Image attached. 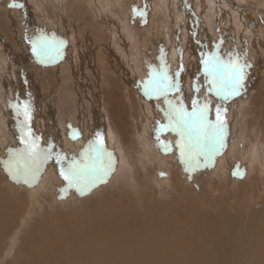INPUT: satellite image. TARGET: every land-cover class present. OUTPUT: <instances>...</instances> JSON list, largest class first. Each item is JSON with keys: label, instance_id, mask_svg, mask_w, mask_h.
<instances>
[{"label": "rangeland", "instance_id": "rangeland-1", "mask_svg": "<svg viewBox=\"0 0 264 264\" xmlns=\"http://www.w3.org/2000/svg\"><path fill=\"white\" fill-rule=\"evenodd\" d=\"M39 1L4 0L3 2L6 4L7 9L13 8L18 10L19 13L21 12L20 15L23 14V17L21 16V28L17 30V33L19 32L18 36H21V44H24L19 49L24 52L29 61L26 67L23 65L26 68L23 73L26 74L28 80L30 79L27 91L31 90L32 80L30 77H32V74H38L37 78L41 80L44 71L53 72L54 67H60L59 70L61 69L62 72L58 71L57 68L56 72H53V76L56 75L57 77L56 83L59 84V88L56 96L57 102L51 107H53L52 110L54 109V119H52L55 120V129L56 132L58 131L55 136L67 156H64L67 162L62 164L63 168H67L74 161L80 164L88 163L93 156L89 150L90 143H96L99 146L101 140L103 148L112 155L113 166L104 182L98 183L84 194L77 192L75 187L67 189L68 186H66L64 178L60 175L62 168H58L57 174L59 177L56 178L61 180H59V187L55 188L53 186V189L52 184L45 183L44 187H38L36 196V192L29 194L32 183L17 182L5 170L4 162L9 158V151L25 147L21 143L20 137L22 134L21 127L25 124L26 118L23 114L18 113H22L27 103L30 104V102L24 100L28 99L26 97L29 94L25 95L26 93L19 92L13 95L11 90L12 77L6 62L11 66L10 71L14 72L10 57L11 54H14V56L18 54L15 52L20 44L14 47L16 49L8 45L12 40L10 34L14 32L10 29L9 25L13 24V20L10 21L12 17H9L10 14H8V19L6 18L4 21V27L0 28V45L3 44L0 47V53L2 54L0 55V121H3L0 124V145L4 147V152L7 155V157L4 155L0 158V160L2 159L0 174L3 175L4 179L13 182L12 195L15 199L13 203H19L17 209L14 210V212H17L13 214L15 219L10 218L12 227L5 233L6 238L13 240L11 245L12 255L16 251H20L21 248L23 250L26 248V253L23 254L25 256L24 261L27 262H23V264H46L48 262L51 264L49 251L47 252V259L45 257L40 259L37 254L35 256V252L38 251L40 246L42 247L43 237L47 236L48 243L51 244V239H53V244L57 243V247L61 246L68 258L75 260L78 257V252H85L83 247L90 237L101 238L106 235H115L116 238L123 239L122 234L124 231L130 230L145 235L149 233L148 229H153V231L164 228L173 229L172 227L187 224V221L193 218L202 225L203 221L210 217L219 224L218 230H221L222 225L240 228L249 217L255 215L257 217L253 223V230H258L261 234V230L264 231V155L260 156L257 151H254L257 158L248 161L247 153L252 152L253 154V150H259V146L263 148L261 150L264 154V39L260 43L257 37L253 36V39L248 43L245 35H250L245 21H242L244 24L241 25L240 20L233 18L230 7L222 0L214 1L216 2V10L219 9L220 13L219 10H215L214 14H210L209 17L203 16V11L196 12L194 6L186 1V5L189 6L188 9L193 13L188 14L189 18H192V22L188 23V25L191 24L188 30L182 29L185 32L187 31L185 36L182 33L183 35H178V37L175 31L178 25L176 23L180 22L179 19H181V15H177L178 11L169 6L167 9H171L164 13L163 18H161L164 21L163 24H161L162 20H159L161 24H159V30L161 32L158 33V29L147 31L143 26L145 24L144 15L141 16L139 13L133 15L132 9L135 6L138 10H143L142 12L149 15L147 19L152 20L150 4L141 8L137 0H133L134 2L130 0L127 5H124L122 13L118 10V7L113 6L110 2L106 6L104 5L102 9L103 15L108 13V16L120 17L123 20L120 24L126 22L128 27L127 30L123 29L120 35L117 34V37L122 36L119 38V42L113 36L114 43L110 46L109 52H105V47L98 42L101 33L99 22L102 16L93 14L90 17L89 10L93 9L90 8L88 0H61V8L59 7L60 2L56 3L55 0H41L40 3ZM255 6L256 8L248 10V13L250 12L248 17L254 18V21L264 29V12L259 9L258 5ZM222 8L226 11H223ZM1 12H3L2 7H0ZM226 14H228V17ZM159 15H161V12ZM72 17L76 21H73ZM227 20L231 21L228 22ZM69 28L75 29L73 30L75 32L73 36L68 37ZM262 31L264 33V30ZM41 36H45L49 40L55 39L65 42L60 49L59 56L52 53L54 59L37 58L33 52V41L38 40ZM262 37H264V34ZM128 45L132 48H128L129 52L123 53L121 49L123 46L128 47ZM11 49L13 50V52H10L11 54L3 52V50L9 51ZM118 51L122 52V55H118ZM211 54H216L225 61L229 57L238 56L242 63L250 66L246 68L244 87L239 95L223 100L221 97H217L215 92L209 91L211 85L205 76L202 60L207 59ZM256 55L257 57H254ZM111 58L118 64L117 68L119 69L113 74L110 72L112 70L110 67ZM108 62L110 66H106ZM162 72H166L171 81L178 83V89L170 90L165 95L157 96L155 93L151 96L145 95V81L159 76ZM59 74L61 75L59 76ZM49 75L51 74L49 73ZM113 75L119 81H115L112 78ZM49 77L46 76L45 78L50 79ZM51 81L50 79V85ZM122 84L124 90L128 92L121 89ZM133 85L134 87H132ZM152 87L155 88V85L153 84ZM65 88L70 91L69 95L65 94ZM25 89H27V86H24L23 92H26ZM40 89L42 91V88ZM261 92L263 93L261 94ZM130 96L141 99L143 102L131 106ZM64 97H66L65 101H59ZM166 99L177 104L182 101L189 112L192 110L194 99L201 104L207 103L209 105V119L212 121L216 120L217 107L221 108V120L225 124V139L223 146L212 157L208 166H204L207 161L203 156H200L198 159L201 166L194 171L186 170L176 143L180 137L175 132L161 130L159 140L157 139V129L168 123L165 112L168 110L169 105L166 103ZM141 100H139V103ZM242 100L243 102L246 101L242 103ZM18 105L19 107H17ZM27 109L29 118L26 123L29 131H27L25 139L31 136L39 141L43 136H40L41 132L34 131L35 112L31 107L27 106ZM43 110L48 109L43 108ZM238 115L241 116L237 117ZM137 117L140 124L135 122ZM102 121H105L107 128L94 127V122L101 124ZM137 125H140V127ZM50 133L52 134V132ZM43 134L46 136V133L41 135ZM97 134H99V138ZM43 140L45 141V139L41 141ZM152 142L154 143L152 144ZM117 143L118 145H116ZM259 156L261 159H259ZM51 159L44 163V167L47 164L53 165L56 163L53 157ZM120 161L122 164L119 166L118 162ZM117 166L120 168L119 172L115 170ZM43 170L42 168L39 174ZM49 170L52 171V168ZM2 171H4V174L1 173ZM171 173L174 176H171ZM128 175L134 180L128 181ZM251 177L254 178H252V182H249L252 184L246 186V182ZM62 189L66 190L62 191ZM115 195L117 196L115 197ZM250 195L252 196L250 197ZM32 196L33 198H31ZM31 202L34 204H31ZM29 209L32 211L30 210V212ZM36 209L41 210V215L51 217L48 220L44 219ZM16 215L17 217H15ZM23 219L24 224L21 222ZM47 223L49 225H45ZM44 229L45 231H43ZM54 230L55 232H53ZM77 230L78 232H76ZM175 231L170 232L173 234ZM128 234L134 235L132 233ZM150 236L152 237L151 234ZM155 237L158 239L159 249L166 251L172 261H183L186 257V242H183L182 238L175 237L173 239L177 242L172 243L171 235L168 237L165 234L155 232ZM261 240L263 243H261ZM260 244H256L257 248L254 247V252L259 253L258 249L260 247L264 248V234L260 235ZM0 245L2 244L0 243ZM16 245L20 249L16 250L17 247L14 248ZM29 248L31 249L29 250ZM262 248H260L261 252H263ZM170 251H172L171 255ZM29 255H33L32 257L35 258L28 260ZM261 264L264 263L261 262Z\"/></svg>", "mask_w": 264, "mask_h": 264}, {"label": "bare ground", "instance_id": "bare-ground-1", "mask_svg": "<svg viewBox=\"0 0 264 264\" xmlns=\"http://www.w3.org/2000/svg\"><path fill=\"white\" fill-rule=\"evenodd\" d=\"M39 1V0H38ZM41 1V0H40ZM39 1V3H40ZM56 3L60 2V8H61V0H55ZM130 0H88V4L90 6L91 9L93 10H89V15L90 17L94 15L96 16H102L100 18V40H98V42H100L102 44V46H104V51L105 52H109L110 50V46L114 43L113 42V36L114 38H116L117 42H119V38L122 36L117 37V34H121L122 30L128 28L126 25L127 23H123L120 24V22L122 23L123 20L120 17H112V16H108V13L106 14H102V9L104 8V5L106 6L108 4V2H110L111 4H113V6L118 7V10L121 11L124 8V5H127V2ZM133 1V0H131ZM136 1V0H135ZM138 1V5H140L141 8H144L146 5L150 4V10L152 11V20L147 19V17L149 16L146 12L144 15V20H145V24L144 29L147 31H152V30H156L158 29V33H160L161 31L159 30V20L161 21L163 18V14L166 13L168 10H170L171 8L167 9L169 6L172 7L173 10L178 11L177 15H181V19L180 22L176 23L178 24L175 28L177 37L178 35H183L185 36L186 32L183 31L182 29H186L188 30L191 26L188 25V23L192 22V18H189L188 14L192 13L190 12V10L188 9L189 6L186 5V1H189L191 3L192 6H194V9L196 10V12H201L203 11V16H208L210 14H214L215 10H216V2H214L215 0H137ZM224 1L228 7H230V11H231V15L233 18L240 20V24H244L242 23V21H245V25L246 28L249 30L248 34L250 36L245 35L246 37V41L248 43H250V41L253 39V36L257 37L258 42H262V39H264V37H262V35L264 34L262 30L263 27L259 24H257L256 21H254V18L252 17H248V10L250 9H254L256 8L255 5L259 6V9L262 10L264 12V0H222ZM4 0H0V7H2L3 12L0 13L1 19H0V28L4 27V21L7 18V15H9V17L11 16L12 18H10V21L13 22V24H8L10 26V29L12 31H14L12 34H10V37L12 38L11 43H8V45H11L13 48L19 45V47L14 48L17 51L15 53H18L16 56H14V54H11L10 52L13 50H3L4 53H9L12 56L10 57V61L13 63V69L14 72H11V66L8 65V63L6 62L9 72L11 73V77H12V83H11V87H12V94L16 95L19 92L26 93L25 95H28V99H24L25 101L27 100V102H30V104L26 106L33 108V111L35 112L34 115V131H36L37 133L41 132L42 133H46V136L43 134L40 136H43L42 139H45V141H41V140H36L39 148L43 149L45 152L49 151V149L51 150L52 153V157L56 160V163L53 165L47 164L46 167H44L45 164H43L41 166V169L43 168L44 170L42 171L41 174L37 175L35 181L32 182V186L31 188H29V194H33L36 192L35 196L37 195V189L38 187H42L45 183H49L52 184V187L54 186L55 188H58V184L60 183V179L56 178L58 176L57 174V170L58 168H63L62 164H66V159L64 158V156H66V152L64 153L63 149H62V145L60 144V142L56 139L55 134L58 132H56L55 129V120L54 116H53V110L51 106H53L56 102H57V91L59 88V84L56 83V75L53 76V72H56V68L58 71L62 72L61 69L59 70L60 67H54L55 70L53 72H47L44 71L45 73H43V76H52L49 77L52 81H51V85H50V79H46V76H42L41 80L40 78H37V75H33L31 78V90L27 91L29 89V81L27 79L26 74H24L23 70L26 71V66L29 63L27 56L24 54L23 51H20V47L23 46L21 44L22 40H21V36H18L17 30L21 28L20 23L22 20V15H20V13L18 12V10L16 9H7L6 4L3 3ZM9 2V1H8ZM134 2V1H133ZM10 3V2H9ZM137 3V2H136ZM219 3V2H218ZM221 4V3H220ZM223 4V3H222ZM221 6V5H220ZM41 8V6H40ZM89 8V9H90ZM221 9V7H220ZM194 10V11H195ZM219 9H217L216 11H218ZM223 10V8H222ZM143 11V10H142ZM226 11V10H223ZM161 12V15H159V13ZM104 13V12H103ZM170 13V12H168ZM220 13V10H219ZM218 13V14H219ZM222 13V12H221ZM193 14V13H192ZM22 16V17H21ZM211 16V15H210ZM219 16V15H218ZM223 16V14H222ZM226 16L228 17V14H226ZM169 17V15H168ZM172 17V16H171ZM180 17V16H179ZM195 17V16H194ZM178 18V17H177ZM214 18H216L214 16ZM220 18V17H219ZM226 18V17H224ZM231 18V17H230ZM8 19V18H7ZM171 19V18H169ZM210 19V18H208ZM73 21H76V19L74 17H72ZM178 20V19H176ZM213 20V19H212ZM222 20V19H220ZM126 21V20H125ZM191 21V22H190ZM228 21V20H227ZM231 21V20H230ZM228 21V22H230ZM93 22V21H92ZM163 20L162 23L163 24ZM218 22V21H217ZM216 22V23H217ZM238 22V21H237ZM220 23V22H219ZM236 23V22H235ZM234 23V25H235ZM160 24V25H161ZM237 24V23H236ZM239 24V25H240ZM7 25V24H6ZM98 25V24H97ZM195 25V24H194ZM193 25V26H194ZM218 25V23H217ZM17 26V28H16ZM165 26V25H164ZM220 26V25H219ZM223 26V25H222ZM221 26V28H223ZM69 27V26H68ZM226 27V24H225ZM194 29V28H192ZM196 29V28H195ZM5 30V29H4ZM70 31H68V37L69 36H73L74 32L72 28H69ZM127 30V29H126ZM130 30V29H129ZM221 31V30H219ZM2 32V31H1ZM183 33V34H182ZM163 34V33H162ZM159 35V34H158ZM4 36V35H3ZM244 36V34H243ZM67 37V38H68ZM4 38V37H3ZM66 38V39H67ZM152 39V38H151ZM5 40V39H4ZM18 40V43H17ZM115 40V42H116ZM123 40V39H122ZM175 40V39H174ZM192 40V38H191ZM10 41V40H9ZM160 41V40H159ZM171 41V40H170ZM194 42V41H192ZM5 43V42H4ZM24 43V42H23ZM122 43V41H121ZM1 44V43H0ZM119 44V43H118ZM186 44V42H185ZM190 44V43H189ZM264 44V43H263ZM120 45V44H119ZM2 45H0V47H2ZM5 46V45H4ZM122 46V45H121ZM158 46V45H157ZM156 46V47H157ZM193 46V45H192ZM185 47V46H184ZM100 48V47H99ZM132 48V46L128 45V47H124L121 49V51L124 53H126L127 51L129 52V49ZM26 49V48H25ZM116 49V48H115ZM159 49V47L157 48V50ZM188 49V48H187ZM114 50V49H113ZM112 50V51H113ZM204 50V49H203ZM115 51V50H114ZM122 52L118 51V55L121 54ZM131 52V50H130ZM177 52V51H175ZM199 53V52H198ZM253 53V52H252ZM255 53V52H254ZM27 54V53H26ZM0 55H2L0 53ZM122 55V54H121ZM8 56V55H7ZM4 57V56H2ZM32 57V56H31ZM253 57V56H252ZM254 57H257L254 56ZM110 58V57H109ZM4 59V58H3ZM103 59V57H102ZM112 59V58H111ZM120 60V59H119ZM34 61V60H33ZM260 61V60H259ZM111 66L110 63H106V66H110L112 68V70L110 71L112 74L118 69L117 68V63L115 62L114 59H112L111 61ZM116 63V64H115ZM5 64V63H4ZM109 64V65H108ZM23 65H25V67H23ZM128 65V64H127ZM6 66V65H5ZM125 66V65H124ZM31 67V66H30ZM34 68V67H33ZM127 68V67H126ZM63 69V68H62ZM119 70V69H118ZM127 70V69H126ZM259 70V69H258ZM28 73V72H27ZM32 73V72H31ZM49 73L51 75H49ZM119 73V72H118ZM30 74V73H29ZM110 74V73H109ZM61 74H59L60 76ZM63 75V74H62ZM111 75V74H110ZM261 75V74H260ZM26 76V79H25ZM29 76V75H28ZM62 77V76H61ZM112 77V76H111ZM127 77V76H126ZM115 81H119L117 79L116 76L113 75V77ZM138 79V78H137ZM112 81V80H111ZM23 85V86H22ZM24 86H27L26 92H23V88ZM118 86V85H117ZM123 84L121 85V89L124 90V88L122 87ZM131 87V86H130ZM134 87V85L132 86ZM136 87V84H135ZM42 88V91L41 89ZM114 88H116L114 86ZM66 90H64L66 93V95H69L70 91H68L67 88H65ZM79 90V89H77ZM117 90V89H116ZM130 90V89H128ZM263 90V89H262ZM80 91V90H79ZM126 92H128L127 90H124ZM138 91V89H137ZM135 92V90H134ZM131 93V92H129ZM263 92H261L262 94ZM64 94V92H63ZM139 94V92H138ZM141 94V93H140ZM132 95V94H131ZM135 96V95H134ZM133 96V97H134ZM258 97V96H257ZM65 98H62L59 101H65ZM215 100V98H213ZM212 99V100H213ZM72 100V99H70ZM139 100L141 99H137V98H132L131 96L129 97V101L131 103V106L133 105H138L141 104L143 101L141 100V102L139 103ZM211 100V101H212ZM216 101H218V99H216ZM215 101V102H216ZM246 100H244L245 102ZM262 101V100H261ZM214 102V103H215ZM220 102V101H219ZM242 103L243 100L241 101ZM25 103V104H26ZM129 103V102H128ZM129 103V104H130ZM217 103V102H216ZM264 103V101H263ZM241 104V103H240ZM33 105V106H32ZM244 105V104H243ZM74 106V105H73ZM263 106V105H262ZM43 108L48 109L46 111L43 110ZM131 108V107H130ZM143 109V107H142ZM215 109V108H214ZM40 110V111H39ZM129 110V108H128ZM44 111V112H43ZM239 111V110H238ZM240 113V112H238ZM133 114V113H132ZM131 114V115H132ZM136 115V114H135ZM134 115V116H135ZM128 116V115H127ZM146 116V115H145ZM241 115H238L237 117H240ZM136 117V116H135ZM53 118V119H52ZM93 118H95V116H93ZM134 118V117H133ZM138 117H137V122L138 124H140V122H138ZM28 120V119H27ZM33 120V119H32ZM59 120V119H58ZM131 120V119H130ZM238 120V119H237ZM94 121V120H93ZM132 121V122H133ZM3 122V121H2ZM2 122L0 121V124H2ZM144 122V121H143ZM240 122V121H238ZM134 124V123H133ZM136 124V123H135ZM149 124V123H148ZM155 125V124H154ZM98 128H104L106 127L105 125V121H102L101 124H96L94 122V127ZM129 126V125H128ZM138 127H140V125H137ZM147 126V125H145ZM149 127L151 125H148ZM264 126V125H263ZM134 127V126H133ZM107 128V127H106ZM147 128V127H146ZM264 128V127H263ZM134 129V128H132ZM239 129V128H238ZM258 129V128H257ZM101 130V129H100ZM104 130V129H103ZM107 130V129H106ZM138 130V129H137ZM136 130V131H137ZM144 130V129H143ZM242 130V129H241ZM102 131V130H101ZM140 131V130H139ZM152 131V130H151ZM35 132V133H36ZM52 132V134L50 133ZM107 132V131H106ZM105 132V133H106ZM138 132V131H137ZM144 132V131H143ZM131 133V132H130ZM141 133V131H140ZM152 133V132H151ZM104 134V131H103ZM108 134V133H107ZM115 135V134H114ZM119 135V134H118ZM126 135V134H124ZM136 135V134H135ZM150 135V134H149ZM39 136V135H38ZM104 136L106 137V135L104 134ZM145 136V135H144ZM259 137V136H258ZM263 137V135H262ZM96 138V137H95ZM38 139V138H37ZM40 139V137H39ZM48 139V140H47ZM107 139V138H106ZM111 139V138H110ZM152 139V138H151ZM225 139V138H224ZM240 139V138H239ZM263 139V138H262ZM112 140V139H111ZM117 140V139H116ZM150 141V140H149ZM226 141V140H225ZM143 142V141H142ZM144 143V142H143ZM149 143V142H148ZM154 142H152L153 144ZM260 143V142H259ZM263 143V142H262ZM114 144V143H113ZM118 145V143L116 144ZM146 145V142H145ZM226 145V144H225ZM255 145V143H254ZM150 146V144H149ZM148 146V147H149ZM227 146V145H226ZM253 147V146H251ZM118 148V147H117ZM116 148V149H117ZM150 148V147H149ZM155 149V147H153ZM227 148V147H226ZM259 150H253V154L252 152L249 153H245L247 155V159L248 161L253 160L254 158H257V154L254 151H257V153L260 156H263V151L261 150L262 147H259ZM263 149V148H262ZM113 150V149H112ZM118 150V149H117ZM145 150V149H144ZM227 150V149H226ZM120 151V150H119ZM155 151V150H154ZM152 151V152H154ZM122 153V152H121ZM57 154H59L61 157H63V159L58 163L57 162ZM5 155V157H7V155L4 152V147L0 145V158H2ZM154 155V154H153ZM123 156V154H122ZM225 156V155H224ZM259 156V159H261V157ZM4 157V158H5ZM67 157V156H66ZM69 157V156H68ZM137 157V156H136ZM153 157V156H152ZM7 159V158H6ZM238 159V158H237ZM2 160V159H1ZM0 160V161H1ZM49 160V159H48ZM52 160V159H50ZM121 162V161H120ZM118 162L119 166L122 164V162L120 163ZM176 162V161H175ZM2 164V161L0 162ZM126 163V162H125ZM247 165V164H246ZM119 166H117V168L115 170H117L119 172L120 168ZM124 166V164H123ZM166 166V165H165ZM177 166V165H175ZM174 166V168H175ZM244 167V166H243ZM242 167V168H243ZM254 167V166H253ZM50 168H52V171L49 170ZM122 168V166H121ZM245 168V167H244ZM176 169V168H175ZM255 170V169H254ZM1 171V170H0ZM246 171V170H244ZM4 171H2L1 173H3ZM180 172V171H178ZM248 172V171H247ZM4 174V173H3ZM169 175V173H168ZM174 176V174L171 173V176ZM170 176V175H169ZM168 176V177H169ZM179 176V175H178ZM243 176V175H242ZM59 177V176H58ZM128 181H132L134 180L131 176H127ZM162 177V176H161ZM167 177V176H166ZM170 178V177H169ZM253 177L249 178L248 181L246 182V186L252 184L249 182H252ZM0 179H2L3 181L0 180L1 182V186H0V243L2 245H0V264H23V262H25V256L23 253H26V248L23 250V248H21V250L19 251L18 249H20L17 245L14 247L16 248V251L14 255H12V251H11V245L13 244V240H9V238L5 237V233H7L9 231V229H11V221L10 218H13V214L16 212H14L15 208L17 209V204L19 203H13L14 199V195H12L13 193V188H12V184L13 182L10 180H6V178L4 179L3 175L0 174ZM155 179V178H154ZM226 179V177H225ZM246 179V178H245ZM60 180V181H59ZM169 180V179H168ZM167 180V181H168ZM176 180V179H175ZM244 180V179H243ZM158 181V180H157ZM161 181V179H160ZM66 186H68L67 181H64ZM178 182V181H177ZM10 183V184H9ZM163 183V182H162ZM180 183V181H179ZM158 184V183H157ZM173 184V183H172ZM161 185V184H160ZM179 185V184H178ZM235 185V184H234ZM215 186V184H214ZM237 186V184H236ZM242 186V184H241ZM44 187V186H43ZM53 187V189H54ZM216 187V186H215ZM244 187V186H243ZM153 188V187H152ZM155 188V187H154ZM189 188V187H188ZM251 188V187H250ZM41 189V188H40ZM43 189V188H42ZM69 189V187L67 188ZM157 189V188H156ZM190 189V188H189ZM223 189V187H222ZM221 189V190H222ZM226 189V188H225ZM162 190V189H161ZM203 190V189H202ZM214 190V189H213ZM235 190V187H234ZM237 190V189H236ZM215 191V190H214ZM213 191V193H214ZM253 191V190H252ZM251 191V192H252ZM88 192V191H87ZM92 192V191H91ZM90 192V193H91ZM207 192V191H206ZM205 192V193H206ZM240 192V191H239ZM53 193V192H52ZM118 193V191H117ZM131 193V192H130ZM54 194V193H53ZM172 194V193H171ZM202 194V193H201ZM244 194V193H242ZM59 195V194H57ZM112 195V194H111ZM119 195V193H118ZM121 195V193H120ZM125 195V194H123ZM135 195V194H134ZM188 195V194H187ZM204 195V193H203ZM218 195V194H217ZM23 196V195H22ZM109 196V195H108ZM113 196V195H112ZM117 195H115L116 197ZM142 196V195H141ZM252 195H250L251 197ZM13 197V198H12ZM58 197V196H57ZM114 197V196H113ZM122 197V196H120ZM132 197V194H131ZM130 197V199H131ZM134 197V196H133ZM145 197V196H143ZM33 198V196L31 197ZM111 198V197H110ZM137 198V197H136ZM146 198V197H145ZM143 198V199H145ZM171 198V197H170ZM187 198V197H186ZM244 198V197H243ZM60 199V198H59ZM153 199V198H152ZM150 199V200H152ZM254 199V198H253ZM92 200V199H90ZM97 200V199H96ZM107 200V199H106ZM160 200V199H159ZM165 200V199H164ZM192 200V199H191ZM83 201V199H82ZM98 201V200H97ZM158 201V200H157ZM162 201V200H161ZM190 201V200H189ZM221 201V200H220ZM15 202V201H14ZM154 202V201H153ZM94 203V202H93ZM149 203V202H148ZM167 203V202H166ZM214 203H216L214 201ZM31 204H34L33 202H31ZM70 204V203H69ZM68 204V205H69ZM209 204V203H208ZM207 204V205H208ZM235 204V203H234ZM25 205V204H24ZM66 205V204H65ZM82 205V204H81ZM161 205V204H160ZM226 205V204H225ZM238 205V204H237ZM241 205V204H239ZM21 206V205H20ZM23 206V205H22ZM21 206V207H22ZM227 206V205H226ZM230 206V205H229ZM254 206V205H253ZM31 207V206H30ZM70 207V206H69ZM81 207V206H80ZM147 207H149L147 205ZM181 207V206H180ZM193 207V206H192ZM24 208V207H23ZM32 208V207H31ZM40 208V207H38ZM66 208V207H65ZM155 208V207H154ZM243 208V207H242ZM245 208V207H244ZM64 209V208H63ZM173 209V208H172ZM203 209V207H202ZM223 209V208H222ZM254 209V208H253ZM31 209H29L30 211ZM37 210V209H36ZM62 210V209H61ZM157 210V209H156ZM154 210V211H156ZM207 210V209H206ZM210 210V209H209ZM212 210V209H211ZM210 210V211H211ZM224 210V209H223ZM235 210V209H234ZM32 211V210H31ZM30 211V212H31ZM70 211V208H69ZM74 211V210H71ZM241 211V210H240ZM249 211V210H248ZM253 211V210H252ZM37 212L41 215V210L38 209ZM60 212V210H59ZM142 212V211H141ZM147 212V211H146ZM170 212V211H169ZM172 212V211H171ZM17 213V212H16ZM150 213V212H149ZM148 213V214H149ZM154 213V212H153ZM157 213V212H156ZM227 213V212H226ZM230 213V212H229ZM29 214V213H28ZM27 214V215H28ZM33 214V213H32ZM123 214V213H122ZM125 214V213H124ZM129 214V213H128ZM152 214V212H151ZM168 214V213H167ZM182 214V213H181ZM190 214V213H189ZM205 214V213H204ZM224 214V213H223ZM222 214V215H223ZM126 215V214H125ZM201 215V214H200ZM220 215V214H219ZM218 215V216H219ZM44 219L48 220V218H50L51 216H44L41 215ZM53 216V214H52ZM150 216V215H149ZM176 216V215H175ZM188 216V215H187ZM193 216V215H192ZM191 216V217H192ZM210 216V214H209ZM17 217V215L15 216ZM190 217V218H191ZM208 217V216H206ZM256 217L255 215H252L251 217H249L247 219L246 222H244V224L242 226H240V228H233L230 226H224L222 225V227H220L221 230H218L219 224L217 222H214L210 217H208L209 219H206V221H203V224H199L197 223L196 219H192L187 221V224H181L180 226H175L172 227L173 229H159V230H154L153 229H148V232L152 235V237L150 236L149 233L143 235V234H137L134 231L130 230V231H124V233L122 234V238H116L115 235H106L103 236L101 238H89L83 247V251H85L84 253L82 252H78V257L73 260L70 259V257L68 258L65 255L64 249L61 248V246L57 247V243L53 244V239H51V244L48 243V237L44 236L43 237V241H42V247L40 246V248H35L36 250L38 249L37 252H35V256L36 254L41 258H48V253H49V259H51V264H261V262L264 263V248H262V251L260 250V248L258 249L259 253L254 252L255 248H257V243L259 245L260 244V235L264 234V231L261 230V234L258 232V230H253L254 226L253 223L256 221ZM259 217V216H258ZM26 218V216H25ZM54 218V217H53ZM160 218V217H159ZM176 218V217H174ZM183 218V217H181ZM189 218V219H190ZM36 220V219H34ZM176 220V219H175ZM216 220V219H215ZM180 221V220H179ZM22 223L24 222V219L21 221ZM43 222V221H42ZM40 222V223H42ZM201 222V221H200ZM259 222V221H258ZM36 223V222H35ZM39 223V222H38ZM45 223V221H44ZM165 223V222H164ZM175 223V222H174ZM202 223V222H201ZM24 224V223H23ZM22 224V225H23ZM169 224V223H168ZM15 225V224H14ZM45 225H49L48 223ZM234 225V224H233ZM232 225V226H233ZM25 226V225H23ZM37 226V225H36ZM35 226V227H36ZM40 226V224H39ZM91 226V225H90ZM89 226V227H90ZM38 227V226H37ZM48 227V226H47ZM52 227V226H51ZM57 227V224H56ZM84 227V225H83ZM88 228V227H85ZM91 228V227H90ZM38 230V228H36ZM42 229V228H41ZM49 230V229H48ZM81 230V229H80ZM177 230V231H175ZM23 231V230H22ZM29 231V230H28ZM45 231V229L43 230ZM82 231V230H81ZM170 231H175L173 234ZM55 232V230L53 231ZM63 232V231H62ZM78 232V230L76 231ZM132 233L134 235L128 234V233ZM155 232L161 233V234H165L168 237H170V235L172 237H170L172 243L177 242V240L173 239L175 237L178 238H182L184 241L186 242L185 244V249H186V257L182 260L179 261H172L170 259L169 254H167L166 251L160 250L158 247V239L155 237ZM41 233H45V232H41ZM81 233V232H79ZM78 233V234H79ZM100 234V233H99ZM102 234V233H101ZM68 235V234H67ZM34 236V235H33ZM5 237V238H4ZM19 237V235H18ZM26 237V236H25ZM71 237V236H70ZM95 237V236H94ZM20 238V237H19ZM28 238V237H26ZM58 240V238H56ZM67 240V239H66ZM6 241V242H5ZM23 241V240H22ZM28 241V240H27ZM179 241V240H178ZM8 243V245H6V243ZM28 243V242H27ZM261 243H263V241L261 240ZM18 244V243H17ZM20 244V243H19ZM29 244V243H28ZM63 244V243H62ZM128 244L132 245L129 246ZM54 245V246H52ZM187 245V246H186ZM263 245V244H262ZM20 246V245H19ZM26 246V244H25ZM38 246V245H37ZM24 247V246H23ZM27 247V246H26ZM33 247V246H32ZM39 247V246H38ZM70 247V245H69ZM72 247V244H71ZM255 247V248H254ZM31 248H29L30 250ZM14 250V249H13ZM35 250V251H36ZM252 250V251H251ZM49 251V252H48ZM34 252V251H33ZM48 252V253H47ZM14 253V252H13ZM32 253V252H30ZM69 253V252H68ZM172 254V251H170V255ZM71 255V254H70ZM30 256V255H29ZM28 256V260H33L35 257L30 256L29 258ZM69 256V255H68ZM82 257V258H81ZM56 260V261H55ZM27 262V261H26ZM25 262V263H26ZM44 263V262H43ZM46 264H50V262L46 263Z\"/></svg>", "mask_w": 264, "mask_h": 264}, {"label": "snow or ice", "instance_id": "snow-or-ice-1", "mask_svg": "<svg viewBox=\"0 0 264 264\" xmlns=\"http://www.w3.org/2000/svg\"><path fill=\"white\" fill-rule=\"evenodd\" d=\"M132 11L133 15L137 13L141 16L145 15L135 6ZM64 43L62 40H49L47 37L41 36L38 40L33 41V52L38 59L51 60L55 58L52 53H55L56 56L60 55V49ZM42 62L44 61L42 60ZM202 63L205 76L211 85L210 92H215L216 96L223 100L240 94L244 87L246 68L250 66L242 63L238 56L229 57L225 61L218 55L211 54L207 59H203ZM153 84L155 88L152 87ZM178 87V83L171 81L166 72H162L159 76L145 81V95L151 96L153 93L157 96L165 95L168 91L178 89ZM166 103L169 105L165 112L168 123L157 129V139L159 140L161 130L175 132L180 137L176 143L186 170L194 171L199 168L201 165L198 157L200 156H203L207 161L204 166H208L212 157L219 152L224 143L225 124L221 120V108L217 107L216 120L212 121L209 119L207 103L201 104L194 99L190 112L184 107L182 101L177 104L166 99ZM18 114H23L27 121L29 118L27 106L25 105L22 113ZM26 121L21 127L20 137V141L25 147L10 150L9 158L4 162V165L5 170L14 180L30 184L35 181L41 166L52 158V153L50 149L45 152L39 148L36 140L31 136L25 139V135L29 131ZM97 136L99 138V134ZM102 144V140L99 146L96 143H90L89 150L93 156L88 163L80 164L74 161L67 168L61 169L60 175L67 181L68 187H75L77 192L84 194L98 183L105 181L112 170L113 159L111 153H108ZM62 159L63 157L57 154V162L59 163ZM65 190L62 189V191Z\"/></svg>", "mask_w": 264, "mask_h": 264}]
</instances>
